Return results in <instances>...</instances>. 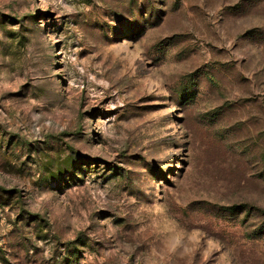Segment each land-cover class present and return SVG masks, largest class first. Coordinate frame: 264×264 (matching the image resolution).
<instances>
[{
	"label": "rangeland",
	"instance_id": "rangeland-1",
	"mask_svg": "<svg viewBox=\"0 0 264 264\" xmlns=\"http://www.w3.org/2000/svg\"><path fill=\"white\" fill-rule=\"evenodd\" d=\"M0 264H264V0H0Z\"/></svg>",
	"mask_w": 264,
	"mask_h": 264
}]
</instances>
